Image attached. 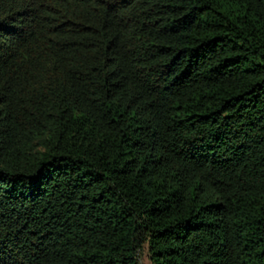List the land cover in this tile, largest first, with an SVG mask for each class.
<instances>
[{
	"label": "trees",
	"instance_id": "obj_1",
	"mask_svg": "<svg viewBox=\"0 0 264 264\" xmlns=\"http://www.w3.org/2000/svg\"><path fill=\"white\" fill-rule=\"evenodd\" d=\"M264 264V0H0V264Z\"/></svg>",
	"mask_w": 264,
	"mask_h": 264
},
{
	"label": "rangeland",
	"instance_id": "obj_2",
	"mask_svg": "<svg viewBox=\"0 0 264 264\" xmlns=\"http://www.w3.org/2000/svg\"><path fill=\"white\" fill-rule=\"evenodd\" d=\"M142 264H148V253L145 251L140 257Z\"/></svg>",
	"mask_w": 264,
	"mask_h": 264
}]
</instances>
